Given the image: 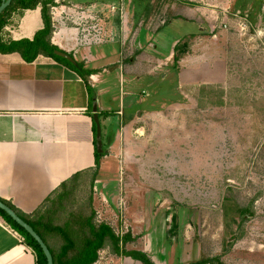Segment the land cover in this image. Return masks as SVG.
<instances>
[{
	"label": "rangeland",
	"instance_id": "rangeland-1",
	"mask_svg": "<svg viewBox=\"0 0 264 264\" xmlns=\"http://www.w3.org/2000/svg\"><path fill=\"white\" fill-rule=\"evenodd\" d=\"M54 5L55 26L64 22L76 29L79 43L92 45L91 67H116L98 69L94 89L100 100L124 102L126 112L134 113L131 128L122 130L98 172L97 219L120 236L130 233L124 247L147 252L157 264L204 258L213 259L208 264H264V0ZM139 28L146 33L143 42L159 32L169 50L176 39L197 36L188 38L198 66L190 73L195 83L180 88L185 95H179L170 64L161 71L174 73L147 85L149 96L139 103L149 80L138 81L122 67L138 56ZM131 85L135 97L125 95ZM178 100L193 108L163 109ZM116 110H108L114 132ZM136 110L164 112L139 117ZM101 119L105 141V114ZM103 255L104 262L111 257Z\"/></svg>",
	"mask_w": 264,
	"mask_h": 264
},
{
	"label": "crops",
	"instance_id": "crops-1",
	"mask_svg": "<svg viewBox=\"0 0 264 264\" xmlns=\"http://www.w3.org/2000/svg\"><path fill=\"white\" fill-rule=\"evenodd\" d=\"M188 8L190 7L187 6ZM10 21L11 24L6 28V36L14 40L31 39L44 25L41 7L24 10L21 14L17 10L12 13ZM87 30L91 32L90 28ZM142 31L143 28H139L137 32L136 60L131 59L128 66H122L138 81L143 80L146 84V80H149L141 90L139 103H143L145 97L149 96L147 85L156 81L158 76L166 79L169 74L174 73L173 68L161 71L164 66L170 64L177 71L179 95H185L187 92L181 89L195 83V75L192 76L190 73L194 72L192 70L197 68L198 63L197 60H192L191 41L197 36L189 33L182 39H176L169 50V47L158 37L159 32H151L152 41L147 44L143 42L146 33ZM76 32V29L72 30L64 22H60V26H55L51 42L61 50L73 54L77 61H83L87 67L96 70V73L89 77L94 101L85 79L53 57L40 54L33 62H28L19 52H0V197L11 202L30 220L38 224L50 248L55 254L63 256L64 260L75 258L83 249L82 242L77 241L75 248L63 251L65 247L63 237L47 229L45 224L52 222L50 226H67L69 212L85 211L89 217L92 216L93 211L98 213L95 201L100 180L98 173L95 179L93 173L98 167L94 102L98 103L101 124L103 123L101 116L105 114V141L103 128L102 141L107 154L103 158L108 157L110 148L118 144L122 130L124 132L125 129L131 128L134 122V113L126 112L124 102L116 106L112 101L108 102L107 98V101L100 100L101 94L94 89L101 73L98 69H102V72L105 70L112 72L116 67L110 68L113 64L111 62L107 68L106 66L97 69L91 67V63L95 61L92 45L79 43ZM188 38H192L189 40L190 48L176 63L175 47L180 41ZM104 89L102 88V94ZM135 89L134 85H131L125 95L135 97ZM191 108L193 107L178 100L163 109ZM111 109H118L116 113L120 118L119 128L115 132L111 127L113 124L111 115L108 114ZM135 112L139 117L143 114L156 116L164 110ZM103 158L98 172L103 168L101 167ZM55 195L58 197L56 198ZM67 196L73 197L74 202L79 196L77 198L79 203L82 204L80 200H84L85 205L80 206L79 203L70 205L71 202H64L62 205L58 203L61 197ZM50 198L53 199L46 204ZM55 200L57 202H54ZM99 222L110 224L107 221H99L96 215L95 224ZM106 253L111 257L104 262L103 254ZM113 253L115 252L112 246L107 244L99 251V259L94 264H134V262L142 264L141 261L128 256L115 254L118 257L115 258ZM0 264H38L33 248L26 244L20 232L1 214Z\"/></svg>",
	"mask_w": 264,
	"mask_h": 264
},
{
	"label": "trees",
	"instance_id": "trees-1",
	"mask_svg": "<svg viewBox=\"0 0 264 264\" xmlns=\"http://www.w3.org/2000/svg\"><path fill=\"white\" fill-rule=\"evenodd\" d=\"M1 2L2 0H0V5ZM54 4L55 0H12V3L8 6V8H6L0 14V52H19L22 57L28 62H33L40 54H45L47 56L53 57L57 61L66 64L68 67H70L85 79L86 83H88V88L92 95V101H94V92L91 85L89 84V77L95 74L96 70L87 67L86 63L83 61H77V63L74 64L69 60L55 54L56 50L61 49L51 42L53 32L55 31V25L52 15V8L55 6ZM37 7H41L44 25L36 32L34 37L31 39L25 38L20 40L8 38L6 36V28L11 24L10 18L12 16V13L19 10L21 14L24 10L35 9ZM189 48V39L180 41L176 45L174 55V60L176 63H178L180 59L188 52ZM71 55L73 56V54ZM94 130L96 135L97 127L95 122ZM106 154L107 151L105 147L103 153H99L96 150V161L98 167L93 171L94 179L97 176L101 160ZM55 196L56 198L58 197V195ZM77 198L78 197H76V202H74L73 197H61L58 203L61 205L64 204V202H71L72 204L79 203V200ZM0 199L10 207H12L21 217H23L28 223H30L49 246L47 239L38 224L30 220L11 202L1 197ZM52 199L50 198L48 201H46V204L51 202ZM54 202L57 201L55 200ZM65 209H67V207ZM0 214L4 216L8 223H10L16 230L20 232L26 244L33 248L36 253L37 263L48 264L45 253L43 252L38 242L24 228L18 225L7 213H5L1 209ZM86 214L87 213L85 211L73 213L69 212L67 216L68 224L64 227L60 225L50 226V224H53L52 222L45 224L47 229H51V231H55L63 237L65 241V247L63 251H68L70 248H75L77 241L82 242V251H80L75 258L65 260L63 259V256L55 254L49 246L54 257V264H94L99 259V251L107 246V244L111 245L114 252L119 255L124 254L125 256L131 257L134 260L141 261L142 264H157L147 252L136 249L129 250L124 247V245H126L133 238L130 233L120 236L114 231L112 226L106 222H99L95 224L96 213L94 211L91 217L87 216ZM65 256H67V254ZM211 261H213V259L204 258L195 262L185 264H208Z\"/></svg>",
	"mask_w": 264,
	"mask_h": 264
},
{
	"label": "water",
	"instance_id": "water-1",
	"mask_svg": "<svg viewBox=\"0 0 264 264\" xmlns=\"http://www.w3.org/2000/svg\"><path fill=\"white\" fill-rule=\"evenodd\" d=\"M12 3V0H2L0 5V14L8 8V6ZM55 54L63 57L67 60H69L72 63H77V60L74 56H72L70 53L64 51V50H56ZM93 111H94V122L97 127L96 131V137H97V151L99 153H103V141H102V124L99 116V107L98 103L94 102L93 105ZM0 209L3 210L5 213H7L18 225H20L22 228H24L40 245L43 252L45 253V256L47 258L48 264H54V257L51 252V249L47 245V243L44 241V239L41 237V235L34 229V227L28 223L23 217H21L12 207H10L8 204L3 202L0 199Z\"/></svg>",
	"mask_w": 264,
	"mask_h": 264
},
{
	"label": "built area",
	"instance_id": "built-area-1",
	"mask_svg": "<svg viewBox=\"0 0 264 264\" xmlns=\"http://www.w3.org/2000/svg\"><path fill=\"white\" fill-rule=\"evenodd\" d=\"M239 16V15H238ZM247 16V15H246ZM240 18L242 19L243 17L242 16H240ZM244 20H246L245 18H244ZM225 27H227V25H225Z\"/></svg>",
	"mask_w": 264,
	"mask_h": 264
}]
</instances>
